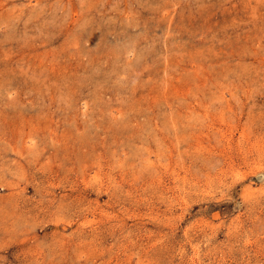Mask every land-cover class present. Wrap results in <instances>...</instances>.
<instances>
[{"label": "rangeland", "instance_id": "1", "mask_svg": "<svg viewBox=\"0 0 264 264\" xmlns=\"http://www.w3.org/2000/svg\"><path fill=\"white\" fill-rule=\"evenodd\" d=\"M0 264H264V0H0Z\"/></svg>", "mask_w": 264, "mask_h": 264}]
</instances>
